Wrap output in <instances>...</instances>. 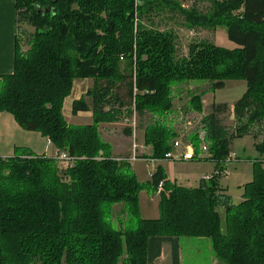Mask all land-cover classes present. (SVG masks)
<instances>
[{
    "label": "trees",
    "instance_id": "16d2710c",
    "mask_svg": "<svg viewBox=\"0 0 264 264\" xmlns=\"http://www.w3.org/2000/svg\"><path fill=\"white\" fill-rule=\"evenodd\" d=\"M178 1L16 0L14 73L0 75V113L39 133L73 165L61 170L57 157L28 148L0 158V264H149V242L158 237L209 239L224 264H264V140L250 160L253 180L243 187V201L230 205L217 180L187 188L169 181L159 166L152 179L139 182L128 165L111 157L100 134V126L119 122L123 111L148 114L154 119L145 128L151 160L165 161L179 138L168 122L174 87L189 82H208L213 92L227 81L247 83L234 106L237 134L230 135L221 118L228 105L215 104L199 126L210 157L194 162L224 169L233 139L264 124V0H209L208 11L195 4L186 10ZM167 9L191 30L224 28L237 48L203 40L180 57L176 33L155 21ZM24 23L34 28L32 35L21 31ZM84 80L94 81L87 93L92 106L83 97L72 113L91 112L93 122L69 125L65 103L75 82ZM204 94L192 98L194 112H203ZM190 141L198 155V134ZM160 183V216L142 219L140 194L157 191ZM116 205L124 206L130 226L120 218L114 227Z\"/></svg>",
    "mask_w": 264,
    "mask_h": 264
},
{
    "label": "rangeland",
    "instance_id": "374dc122",
    "mask_svg": "<svg viewBox=\"0 0 264 264\" xmlns=\"http://www.w3.org/2000/svg\"><path fill=\"white\" fill-rule=\"evenodd\" d=\"M139 0H135L136 6ZM223 1V0H220ZM180 6L184 9H189L194 4L192 0H179ZM201 4L197 5L198 8L202 11H205L206 8L211 7V1L209 0H200ZM210 2V4L208 3ZM138 18V14H136V19ZM162 21L160 25V29L163 31L168 28L173 30L178 37V54L180 57L188 56L190 45L195 42H201L204 39L203 35L193 36L190 34L191 29L188 28V25L185 24L183 18L174 16L171 14L169 10L165 11L162 17H159ZM159 20H157L158 22ZM179 21H183V24ZM168 22V27L166 23ZM177 23V25H173ZM183 26V30H177L178 27ZM21 31L25 32L27 35H32L34 33V28L27 23L21 25ZM201 33V32H200ZM193 40H190L192 39ZM198 39V41H195ZM208 40V39H207ZM195 41V42H194ZM22 48L24 52L28 50V46L25 42L22 43ZM198 85L201 90H208L211 85L208 82H189ZM186 84V83H181ZM178 84L174 87V92L176 91L177 86H181ZM94 87L93 80H84V81H76L74 85V89L72 95L67 99L65 108H64V116L69 125L73 126H85L90 125L93 122L92 113L89 115H84L80 113L77 115H73L72 113V104L74 99L78 96V100L81 98H86L87 103L92 106V97H89L87 93L91 91ZM182 91V90H181ZM247 91V83L241 80H231L226 82V87L223 90H217L212 92L209 96L210 98H214L215 103H228L232 109L229 110L225 115L221 118L223 120V124L227 129L230 135H236L239 125L237 124L235 114H234V106L235 104L242 99ZM179 93V92H178ZM176 92L175 101H174V109L175 111L180 113V117H176L174 115H169L168 122L172 124V127L179 134V138L176 140H181L188 144L190 141V136L194 134H198L200 139V143L207 145L209 148V143L205 140V136L200 131V122L201 117L193 114V110L189 107L190 98H193L194 95L192 91H190L189 87L183 88V91L179 94H184V100H181ZM200 94V93H199ZM177 100V101H176ZM70 103V106L68 105ZM202 103V99H201ZM109 108H107L108 110ZM203 109V105H202ZM174 111V110H173ZM119 122L106 126L105 128L108 131L103 132L102 139L106 141V136L110 135L115 141V146L117 147V154L113 156L114 146L111 147V157L116 159L120 164H126L130 168L131 165L135 162L130 161L134 156L138 159H151L153 150L151 146H148L149 149H137V153H130L132 150L134 151V144L139 146L147 145L145 143V128L154 122L152 116L146 115H138L134 113L132 116H129L125 111ZM86 113V112H85ZM126 130H131V135L126 134ZM202 136L204 139L201 140ZM245 139V140H243ZM243 139H233L231 142L230 150L231 154L234 155V163H230L228 166L229 175L225 178L220 179V187L225 189L228 188V194L232 197L233 204H238L241 201L242 191L244 190V184L249 183L253 180V164L246 163L243 161L245 157H251L250 154L244 153V148L248 153H253L252 151L255 147L262 143L264 140V124L262 126H255L250 130V132ZM125 144L127 147H125ZM130 151V152H129ZM54 150L48 148V154L54 155ZM36 154V153H35ZM58 151H56L53 157H57ZM257 154V153H256ZM210 155V154H209ZM253 160V159H252ZM59 166L61 170H65L68 166L67 163L59 161ZM178 165H166V171L168 173V177H170L173 181H177L178 185H185L188 188L198 187L200 183L201 177L206 173H213L214 164L211 161H199V162H176ZM73 164L70 163L69 166ZM132 168V167H131ZM130 168V173L135 174L139 182H146L149 179L148 172H154L156 170V164L152 161L143 162L139 161L133 167ZM165 172V174H167ZM167 176V175H166ZM205 177V176H204ZM219 181V180H217ZM184 187V186H183ZM145 195L142 197V208L143 213L140 214L142 216L149 215V211L151 213L154 212V209L159 211L158 209V200L154 203H149L146 200V194L153 196L154 190H148L144 192ZM117 206V205H116ZM119 207H114L113 209V225L117 229L118 228V220L122 218V223L124 227L130 226L131 217L126 215L124 217V206L118 205ZM218 211L222 218L223 227L226 226V216L227 209L223 206H218ZM130 221V222H129ZM182 240V250L185 256L186 263L192 264H211L212 258L214 257L213 250L211 251L210 244L211 241L209 239H196V238H181Z\"/></svg>",
    "mask_w": 264,
    "mask_h": 264
},
{
    "label": "crops",
    "instance_id": "0c3cea01",
    "mask_svg": "<svg viewBox=\"0 0 264 264\" xmlns=\"http://www.w3.org/2000/svg\"><path fill=\"white\" fill-rule=\"evenodd\" d=\"M192 1H193L192 3L195 5L201 4L200 0H192ZM208 3L210 4V2ZM209 9L210 7L206 8L205 11H208ZM157 20H159L158 22H160L161 21L160 18L155 19L156 23L159 24ZM180 23L183 24V21L181 22L179 21V24ZM173 25H177V23L176 24L173 23ZM166 26L168 27V22L166 23ZM177 30H183V26L178 27ZM17 34H18V24H17L16 0H0V75H10L14 73ZM190 34H192L193 36L203 35L204 37L201 39H204V40L208 39L207 41H210L214 43L216 46L221 47V48H225L229 50H234L237 48V46L229 40L227 32L224 28H218L215 31H209V30H204V29L192 30L190 31ZM190 40H193V38ZM195 41H198V39H195ZM187 86L189 87L190 91H192V94L194 96L199 95V93L201 94L202 92H205V94L202 97L203 112L198 113V112L193 111V114L200 116L201 119L204 116L212 112V108L215 104H227L229 107V110L232 111L233 108H231L228 103H215L214 98L213 99L210 98V100L208 99L209 96L213 94L212 93L213 91H209V89L201 90L199 89L200 87L194 83H186V84H181V86L179 87L177 86L175 95H176V92L181 93L183 91V88H186ZM179 93H178L179 98L181 100H184L185 99L184 94L183 93L179 94ZM78 98L79 97L77 96L74 99V101L78 100ZM190 99L192 100V98ZM191 100L188 105L192 109ZM68 105L70 106V103ZM80 114L89 115L91 113L84 112ZM172 115L178 117L180 113L175 111L174 109ZM109 125L111 124H102L100 126L101 136H104L103 132L108 131V129L105 127ZM106 137L107 138L105 142L108 143L111 147L114 146V149H113L114 150L113 156H114V154H117L116 152L117 147L115 146V143H114L115 141L110 135ZM134 146H136L134 147V151L133 150L131 152L129 151L130 153L132 152L137 153L138 148L149 149L147 145L139 146L137 144H134ZM125 147H127L126 144H125ZM17 148H28V149H31L33 152H35L37 155H46L49 157H53L57 151V149L50 142H48L45 138H43L39 133L27 132L23 130L19 126V124L15 121L12 115L8 113H0V158H9V157L14 156ZM48 148L53 149L55 151L54 155L48 154ZM245 150L246 149L244 148V153L250 154L251 157L250 156L245 157L243 161L246 163L252 164L250 160L255 159L258 155L256 154L255 149L252 151L253 153H248ZM139 161L150 162L152 160L151 159H138L135 163L131 165L132 168L131 167L130 168L133 169L134 165L138 163ZM154 163L156 164V170L159 166H161L164 169V171H166V165H169V164L173 166L178 165L177 163L169 162V161H158ZM156 170L154 171V173L156 172ZM214 170H215V166L212 172H214ZM166 175L169 181L176 183V184L178 183L176 180L173 181L170 177H168V173ZM207 175H212V173L204 174L200 179L199 186L201 185L204 176H207ZM221 181L219 180L217 182L218 183L217 186L219 187V193L221 195H225L226 197H228L229 204L233 205L232 197L228 194V188L225 189L223 187H220ZM182 186L187 187L185 185H182ZM198 187H194V188H198ZM144 192L140 194V214L143 213L141 200H142L143 195H145ZM242 192H244V190ZM146 200L150 204L158 200V206H159L160 196L157 194V191H154L153 196L146 194ZM242 201H243V193L241 196L240 203ZM221 206L226 208V205L224 204H222ZM116 207H119V206L117 205L115 206V208ZM159 216H160V211L157 212V210L154 209L153 213L149 211V215L142 216L143 217L142 219L156 220L159 218ZM201 240H204V239H201ZM181 246H182L181 238L158 237V238L151 239L149 242V250H148L149 264H192V263L185 262V256H184ZM210 247L212 251L213 250L212 244H210ZM212 254L214 255V253ZM211 264H224V263H222L220 260H218L214 256L212 258Z\"/></svg>",
    "mask_w": 264,
    "mask_h": 264
},
{
    "label": "built area",
    "instance_id": "2783aa9c",
    "mask_svg": "<svg viewBox=\"0 0 264 264\" xmlns=\"http://www.w3.org/2000/svg\"><path fill=\"white\" fill-rule=\"evenodd\" d=\"M203 135L205 136L204 132H202ZM201 138V136H200ZM204 139V137L202 136L201 140ZM136 147V146H134ZM209 149L207 145H204L201 143L200 146V152L197 155L194 146L192 145L191 142H189L188 144H185V142L181 141V140H175L173 143V149L172 151L166 156L165 161H169V162H194L196 160L199 159H204V158H209ZM57 159L59 161L65 162L68 164V166L65 168V170L67 168H69V164L72 163L73 161L70 158V156L67 153H62L60 156L57 157ZM138 160V158H136V156H134L130 161L132 162H136ZM153 162H158V161H154ZM234 162V155L231 154L226 162V165L224 167V169L222 170H218L212 173V175H207L203 178V181L206 183H211L214 180H220L222 178H225L229 175L228 172V166L230 163ZM148 176L150 179L153 178L154 176V172L150 171L148 172ZM163 188H164V183H160L157 189V194L159 196H161L162 192H163Z\"/></svg>",
    "mask_w": 264,
    "mask_h": 264
}]
</instances>
